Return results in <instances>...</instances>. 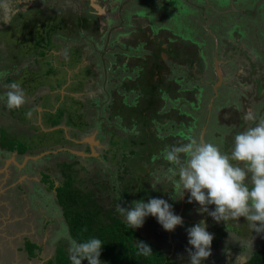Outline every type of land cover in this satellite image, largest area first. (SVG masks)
<instances>
[{
  "label": "rangeland",
  "instance_id": "obj_1",
  "mask_svg": "<svg viewBox=\"0 0 264 264\" xmlns=\"http://www.w3.org/2000/svg\"><path fill=\"white\" fill-rule=\"evenodd\" d=\"M98 1V3L94 1V4L105 11L103 20L105 34L98 44L93 42L92 38L81 42H90L86 45L87 48L82 63H75L78 60V53L75 49L69 48V42L63 37L69 35V31L63 32L64 35L62 36L53 37L54 65L65 68L69 73V77L73 73L76 76L74 79L71 78L72 81H68L60 91L62 94L61 100L63 96L73 98V100H69L71 108L64 107L65 116L70 120L67 123L71 127L91 124L99 132L103 127L107 130L110 127L117 133L120 132L121 126L118 120L110 121L111 123L108 121L109 106L113 103L114 94L121 97L127 105L136 103L138 93L134 91L126 92L123 83L136 80L141 67L129 66V60L140 62L149 59L153 53L148 49L147 36L151 37L160 32L164 34L162 35L164 38H170V42L182 40L196 44L205 58L204 61H206L205 76L200 74L195 80L193 75L198 72L196 69L194 73H190V70L188 71L185 66L167 61L168 55L165 53V58H163L169 72L167 79L176 86L179 93L186 96L172 100L165 93L162 97L164 106L160 113L168 114L171 110H176V113L178 112L188 119L189 124H177L171 119L166 120L164 123H154V130L159 138L176 136L186 142L192 139L197 142L202 140L216 145L222 153H226V151L231 153V148L225 150V139L237 127L233 123L234 119L238 121L247 110L254 113L256 117L254 121H243L244 128L240 130L242 132L247 127H254L261 118H264V0ZM82 2L87 4V0H13L17 16L13 17V23L0 25L2 28H0V118L5 121L0 122V133L3 129L8 130V125H13L15 116L12 115L11 117V110L16 115L19 114L25 122L27 117L24 116L23 119L24 113L20 111H24L26 114L30 113V115L37 111L40 114L42 123H44V119H42L43 110L41 109L46 106V103L50 102L49 97L46 96L51 94L50 90L55 87L56 81L61 78V73L57 76H45L43 73L46 72L48 67L42 63L41 59L39 62H35V59L31 62V57L34 56L37 46V35L35 33L37 30H41L39 21L41 17L37 15L38 11H36L35 6L38 4L41 9H52L54 11L61 6L71 9L73 17L70 19L71 22L68 20V26L73 28L76 27L75 15L82 12L83 9L85 10L80 5ZM26 6L28 7L26 8ZM17 9L24 11L25 16L18 15L19 11L17 12ZM27 9L28 11H26ZM20 17H22L24 23L28 24L26 28L17 26L16 22L19 21L18 18L20 19ZM133 17L147 19L148 34H146L145 26H143L142 29L145 33L143 31L141 36L145 40H139L137 45L131 47L126 41L137 28L132 21ZM27 32L29 36L24 37ZM71 35L74 34L71 33ZM9 36H11V39ZM13 45L14 47L11 48L12 55L9 58V50ZM78 52L83 53L80 49ZM242 54L246 56L250 54L252 62H247ZM20 56H26L24 62H16V59L21 60ZM5 58H9L13 62H2ZM79 59L82 61V56ZM86 65L91 66L92 72L85 71L84 67ZM201 77L203 78L199 80ZM12 83L19 84L25 93L26 103L20 108L9 109L6 106V92L9 89L5 86ZM36 90L40 91L36 93ZM160 116L162 117V115ZM17 121L18 126L24 125L20 120L17 119ZM60 127L65 129L66 132L69 131L64 125ZM15 128L18 129L19 127L16 126ZM57 128L59 127L57 126ZM98 131H93L89 137H94L97 145L101 148ZM101 134L104 137V133L101 132ZM60 136L61 134L55 131L48 136H44L40 143L46 144L48 142L49 147L56 152L44 159H37L39 161L35 164V170L40 169L42 176L50 175L55 180L62 179L61 162H72L74 156H76L75 154H78L77 148L61 146L63 143L59 144L60 142H58ZM27 140L21 134L19 142L21 141L26 146ZM63 141L68 143L65 140ZM84 148L85 145L81 146L79 150L83 151ZM165 154L166 152L160 153L154 160L162 163L167 162ZM162 163L154 174L155 181L166 185L165 191L173 197V199L166 198V201L171 205L173 212L182 217L183 224L182 226L178 225L173 231H165L157 219L152 218L155 220L156 230L154 231L157 238H161L164 251L165 253L169 252L172 261L190 264L187 249L192 246L188 243L187 229L201 221L206 224L207 231L211 234L214 232L222 234L223 228L232 229V231L227 232L226 239L218 247L215 248L211 245V255L203 260L202 264H240L248 260L253 253L261 248L264 242V232L256 233L252 231L244 217H240L238 221L216 222L208 212L200 211L201 206L198 203L195 201L188 202L190 193L183 192L182 186L174 187L178 181V169L176 170L177 174L173 175L169 169L175 168V166L169 164L168 168H164ZM87 168H90V166ZM63 171L65 172V169ZM33 173L31 175L32 179L35 176L39 177L38 172ZM90 177L92 179L93 175L86 179H90ZM109 179L111 184L113 176L109 175ZM41 184L43 185V183ZM31 190L35 194L40 191L44 192L39 184L38 186L33 184ZM110 192L103 191V196L109 198ZM112 193L111 195H113ZM37 198V196H33L32 201L37 200ZM38 200H40L41 203H39L43 209L41 210V218L32 219V221L41 224V226H37V230L42 236L46 235V242H41V245L45 249L44 255H42L48 263V260L55 258L58 247L65 248V245L60 242L61 238L65 240H70V238L65 221L60 220L59 207L56 211L46 209V204L50 202L44 201L40 197ZM32 205L36 206L34 202H32ZM34 207L29 211L32 215L36 212ZM207 207L209 211L215 209V205H208ZM45 209L48 219L50 215L47 210H52L59 219H55V223H49L46 230H43L44 217L42 216ZM29 222L27 221V223ZM2 230H4V227ZM17 231H14L11 236H14ZM238 231L242 232V236H238ZM1 244H3V247L6 246L3 252L10 255L11 252L7 250V245L13 249L12 253H14V248L22 247V243H18V241ZM11 256V258H5L4 261L10 262V264L22 263L21 258L15 259L13 255ZM238 256L240 259L236 261Z\"/></svg>",
  "mask_w": 264,
  "mask_h": 264
},
{
  "label": "trees",
  "instance_id": "obj_2",
  "mask_svg": "<svg viewBox=\"0 0 264 264\" xmlns=\"http://www.w3.org/2000/svg\"><path fill=\"white\" fill-rule=\"evenodd\" d=\"M94 1L95 3L99 2L98 0H87V4L85 2L80 4L85 10L83 9L79 15H75L76 24L75 22L73 23L76 27L73 28L68 26V20L71 22L70 19L73 17L71 9H67L65 6H61L56 11L45 8L41 9L40 5L38 6L36 3L37 15L41 17L39 19L41 30H37L35 33L37 35V46L34 56H30L31 62H33V59H35V62H39L41 59L42 63L48 67L46 72L43 73L45 76H57L61 73V78L56 81L55 87L50 90L51 94L46 96L49 97L48 100L50 102L45 104L44 109L46 108L47 110L42 114L44 128L52 129L64 125L69 131L65 132L64 129L55 130V132L61 134L58 141L60 142L59 144L62 142L61 146L63 147L72 146L77 148V152L84 153L85 155H90L91 153L89 144H75L67 139V137L80 141L84 137L90 136L93 131L98 130L95 127L93 128L91 124L71 127L67 123L70 120L65 116L64 107L71 108L69 100H73V98L63 96L61 100L62 95L60 91L68 83L67 70L54 65L52 51L54 48L53 37L57 35L62 36L65 31L70 32L69 35L63 36L68 42H75L76 38L80 37V35L84 38L90 37L94 42L99 41V31L104 30L101 25L105 14L99 15ZM18 11L19 9H17ZM18 15L25 16L24 11L20 10ZM22 17L18 18L19 21L17 20L16 24L18 27L24 26L26 28L28 24L22 21ZM132 21L137 27V32L131 34L128 38L129 40L127 39L126 42L131 47H134L139 43V40H145L141 35L145 28L147 31L148 29L146 18L139 19L133 17ZM11 23L13 22L11 21ZM143 26H145L144 29H142ZM71 33L74 35H71ZM25 36H29L28 32ZM159 36H161L160 33L158 34V44H155L153 40L149 41L147 37L149 43L148 49L153 53L152 57L140 62L132 60H129V63L127 62L131 67L141 66L143 68L136 80L125 81L123 83L126 92L134 91L138 93L136 103L134 105H127L121 97L114 94L113 103L109 106L108 121L118 120L121 126L120 132L117 133L115 130L110 129V127L109 130L103 127L101 132L104 133V137L101 132H97L101 145V148L96 149L97 156L84 158L76 155L72 162H61V180H55L50 175L43 176L44 182L46 181L45 184L51 190H55L56 199L62 209L63 219L67 225L69 238L76 240L78 243L85 242L91 238H98L102 241L103 244L99 258L101 264H181L177 261H172L169 257V252L165 253V249L161 243L162 240L160 237L157 238L154 231L156 230V224L152 216L145 218L142 227L132 229L126 226L123 216L116 211L118 205L130 208L138 200H143L147 203L151 198L166 200V198L170 197L173 199L172 195L165 191L166 185L155 181L154 174L160 168L162 162L155 161L154 158L160 153L166 152L174 145L187 142L176 136H168L164 139L159 138L157 132L154 130V123H164L166 120L171 119L174 123L188 125L189 121L183 115H180L178 112L176 113V110H171L168 114L160 113L164 106L162 97L165 93L172 100L186 96L179 93L176 86L168 81L169 72L165 68L164 58H161V55L167 53L170 60L178 62L180 65H185L187 70H190V73H194L196 69L198 72L193 75L195 80H197V76L200 74L204 75L205 62L200 53L201 50L196 44L177 40L180 41V44H184L177 51V46L173 43L174 41L170 42V38L168 37H163L162 41ZM9 38L11 39V36ZM164 45H166V49L163 48ZM13 47L14 45L10 47L9 58H11V48ZM179 54H181L180 57H178ZM80 56L83 55L78 54L76 64L81 62ZM25 57L20 56L21 60L16 59V62H24ZM9 58H5L2 62H13ZM71 78L74 79L76 76L70 77L72 81ZM202 78H199V80ZM39 91L36 90V93ZM20 112L24 113L23 119L25 116L27 117V121H23L19 114L16 115L11 110V117L13 115L15 118L13 119V125H8V130H1L0 141L2 146L9 150L16 149L19 154L30 152L37 155L43 151L54 150L49 147L50 144L48 142L46 144L40 143L44 139V136H48L54 133V131L46 133L37 125L38 112L35 111L32 115L26 114L24 111ZM17 119L22 120L21 122L24 125L18 126ZM233 123L237 127L225 139V150L229 148L232 150L235 135L240 133V130L244 128L241 118L238 121L234 119ZM16 126L19 128L16 129ZM21 134L28 139L26 146L21 141L19 142ZM63 140L68 143H65ZM83 145H85V148L83 151H80L79 149ZM226 153L230 154L228 151ZM162 164L164 168L169 167L168 162H163ZM88 166L90 168H87ZM64 169L65 172L63 171ZM90 175H93V178L86 179ZM109 175L113 176L111 184ZM177 179H179L178 176ZM55 184H58V186L55 187ZM105 190L111 191L108 196L109 198L103 196V191ZM228 231H232V229L223 228L222 234L214 232L213 241L219 242L212 241V247H218L226 239ZM237 233L238 236H242L241 231ZM138 241L147 244L151 248L152 253L148 256L139 254ZM61 243L65 245V248L58 247L55 258L47 264H71L68 253L69 240L63 239ZM27 246L30 247V244H27ZM82 264H88V261L85 259L82 261ZM240 264H264V242L258 251Z\"/></svg>",
  "mask_w": 264,
  "mask_h": 264
},
{
  "label": "clouds",
  "instance_id": "obj_3",
  "mask_svg": "<svg viewBox=\"0 0 264 264\" xmlns=\"http://www.w3.org/2000/svg\"><path fill=\"white\" fill-rule=\"evenodd\" d=\"M15 14L13 0H0V24L11 23ZM5 87L9 89L6 92V106L9 109L20 108L26 103L25 93L19 84L12 83ZM241 119L248 122L256 117L251 110H247ZM58 129L63 128L59 126L55 130ZM67 139L75 141L69 137ZM165 159L175 166L169 169L173 175L177 174L178 169L179 179L174 187L182 186L183 192L190 193L189 203H198L200 211L208 212L216 222L238 221L244 217L252 231L264 232V118L254 127H247L235 135L230 154L222 153L212 143L192 139L172 146L166 151ZM208 205H215V209L209 211ZM116 211L123 216L126 226L132 229L142 227L148 216L155 217L165 231H173L183 224L182 217L176 215L171 205L161 198H151L147 203L138 200L130 208L118 205ZM187 234L188 243L192 246L187 249L190 264H202L211 255L214 236L207 231L203 221L188 228ZM102 244L98 238L82 243L70 239L68 253L71 264H82L85 259L88 264H101ZM137 247L139 254L148 256L152 253L151 248L143 242L138 241ZM239 259L238 256L236 261Z\"/></svg>",
  "mask_w": 264,
  "mask_h": 264
},
{
  "label": "crops",
  "instance_id": "obj_4",
  "mask_svg": "<svg viewBox=\"0 0 264 264\" xmlns=\"http://www.w3.org/2000/svg\"><path fill=\"white\" fill-rule=\"evenodd\" d=\"M163 48L166 49V45H164ZM164 56L165 53L161 55V58ZM242 56L247 62H252L250 54L248 56L242 54ZM37 157L34 159L35 161H31V159L25 157L22 160L20 159L21 163L20 161L16 162L17 173L14 176L10 175L11 172L8 170V161L2 166V168H0V253H2L0 254V264H10V262L4 260L5 258H11V255H13V258L15 259L21 258V264H47L46 259L43 256L45 249L44 246L41 245V242H46V235L42 236L37 230V226H41V224H36V222L32 221V219L37 220V218H41V210L43 209L40 205V200H38L39 197L44 201L50 202V205L46 204V209H53L56 211L59 207L60 220L63 219L62 209L56 199L55 190L49 191L50 187L48 185L47 188L44 189L46 184L44 181L43 185L41 184L43 177H41L40 169L37 171L35 170V164L39 161L37 160L39 159ZM33 172H38L37 175H39V177L35 176L34 179H32L31 175L34 174ZM33 184H37V186L38 184L41 185L44 192L40 191L36 194L33 193L31 190ZM25 185L28 188H26ZM56 186H58V184H55V187ZM33 196H37V200L35 199L32 201ZM32 202L36 204L35 207L32 205ZM32 207H34L36 211L33 215L29 212L30 209H33ZM46 209L43 211L42 216L44 217V223L42 225L43 230H46V226H48L49 223H55V219H59L57 215H54L52 210H47L50 215V218L48 219ZM27 221L30 222L27 223ZM3 227L4 230H2ZM14 231L17 232L14 236H11ZM62 240L63 238H61L60 242ZM12 241L22 243V247L14 248V253H12L13 249L7 245L8 250L11 252V255H9V253L3 252L6 246L3 247V244L1 243L8 244ZM27 244H30L28 249ZM49 261L50 260H48V262Z\"/></svg>",
  "mask_w": 264,
  "mask_h": 264
},
{
  "label": "flooded vegetation",
  "instance_id": "obj_5",
  "mask_svg": "<svg viewBox=\"0 0 264 264\" xmlns=\"http://www.w3.org/2000/svg\"><path fill=\"white\" fill-rule=\"evenodd\" d=\"M105 14V11L103 12V15ZM77 15H79V13L77 14ZM102 16V15H101ZM102 29H105L104 28V24H103V22H102ZM145 30H146V28H145ZM137 32V30H135V32L134 33H136ZM134 33H132V34H134ZM104 34H105V31L104 30H102V31H99V36H100V39H99V41H97V42H95L96 44H98V43H100V41L102 40V37L104 36ZM146 34H148V32H147V30H146ZM159 34V33H158ZM158 34H155L154 36H147L148 37V40L149 41H151V40H153V41H155V44H158V42H159V39H158ZM160 34H161V36H159L161 39H162V41H163V36L162 35H164L162 32H160ZM140 35H141V33H140ZM66 39V38H65ZM67 40V39H66ZM83 40H90V37H88V38H84V37H82L81 35H80V37H78V38H76V41L75 42H69V48L71 49H75V51L79 54V49H80V51L81 52H83V53H81L83 56H82V61H81V63L84 61L83 60V57H84V54H85V49L87 48V46L86 45H88L90 42H86L85 41V43H81ZM92 41H93V39H92ZM94 42V41H93ZM180 41H176V42H173L174 43V45H176L177 46V48H176V50L177 51H179L180 50V47H183L182 45H184V44H180L179 43ZM81 43V44H80ZM79 44H80V46H79ZM167 55V54H166ZM153 56V55H152ZM151 56V57H152ZM181 56V54H179V56L178 57H180ZM203 57V56H202ZM203 59H205L204 57H203ZM167 61H169V62H171V63H176V64H178V65H180L178 62H173L172 60H170L169 58H167ZM206 61V60H205ZM204 61V62H205ZM165 62V61H164ZM166 63V62H165ZM166 66V65H165ZM180 66H183V65H180ZM185 66V65H184ZM141 67V66H140ZM165 68H167V67H165ZM84 69H85V71L87 70L89 73L90 72H92V68H91V66L89 65H86V67H84ZM142 67H141V71H142ZM86 71V72H87ZM140 71V72H141ZM74 74V73H73ZM73 74L70 76V77H72L73 76ZM140 74V73H139ZM139 74H138V76H139ZM203 76H205V73H204V75ZM67 77H68V80L70 79V77H69V73H68V71H67ZM71 81V80H70ZM60 94H61V92H60ZM62 95V94H61ZM41 110H43V113L45 112V110H47L46 108L44 109V106H43V109H41ZM39 114V113H38ZM233 116V115H232ZM40 117V114L38 115V118H37V125L42 129V130H44V132H46L45 130H47V129H44L43 128V123H42V120H41V117ZM1 120H0V122H5V121H3L2 120V118H0ZM43 119V118H42ZM47 133V132H46ZM56 151H54V150H51V151H43V152H41V153H39V154H37V155H35V154H31L30 152H24V153H22V154H19V152H18V150H16V149H14V150H9L8 148H5V147H3L2 146V143H1V141H0V168H2V166L8 161V163H9V166H8V170H10V175L11 176H14L16 173H17V167H16V162H18V161H20V159L22 160L23 158H25V157H28L29 159H31V158H34V157H37L38 155V157H39V159H44V158H46V157H49L50 155H54V153H55ZM90 152H91V149H90ZM94 152L96 153V147H94ZM42 154H45L44 156H41ZM30 161V160H29ZM31 161H35V160H33V159H31ZM20 163H21V161H20ZM31 164V163H30ZM34 165V164H33ZM33 165H31V166H33ZM29 167H30V165H29ZM34 167V166H33ZM32 168V167H31ZM35 171V170H34ZM37 171V170H36ZM41 177H43L42 176V173H41ZM41 183H43V179H42V182ZM25 187L26 188H28L26 185H25ZM45 187L47 188V184L45 185ZM49 191H52L51 189H49ZM8 250V249H7ZM10 255V254H9Z\"/></svg>",
  "mask_w": 264,
  "mask_h": 264
},
{
  "label": "water",
  "instance_id": "obj_6",
  "mask_svg": "<svg viewBox=\"0 0 264 264\" xmlns=\"http://www.w3.org/2000/svg\"><path fill=\"white\" fill-rule=\"evenodd\" d=\"M97 10H98V12L100 13V15H103V9L102 8H100V7H95ZM56 128H54V129H49V130H45V131H53V130H55ZM75 143H87V144H89V146H90V149H91V154L90 155H85V154H83V153H81V154H77L78 156H81V157H94L95 156V152H94V147L96 146V147H98V145H97V142L94 140V137H89V138H85V139H83L82 140V142L81 141H74ZM45 154H42L41 156H44ZM37 158H39V157H37ZM31 159H36V157H34V158H31ZM188 192V191H187Z\"/></svg>",
  "mask_w": 264,
  "mask_h": 264
}]
</instances>
